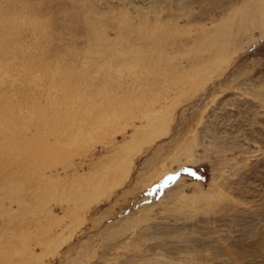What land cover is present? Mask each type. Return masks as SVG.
Instances as JSON below:
<instances>
[{
	"label": "rangeland",
	"instance_id": "374dc122",
	"mask_svg": "<svg viewBox=\"0 0 264 264\" xmlns=\"http://www.w3.org/2000/svg\"><path fill=\"white\" fill-rule=\"evenodd\" d=\"M249 1L0 0V264H264Z\"/></svg>",
	"mask_w": 264,
	"mask_h": 264
},
{
	"label": "bare ground",
	"instance_id": "6f19581e",
	"mask_svg": "<svg viewBox=\"0 0 264 264\" xmlns=\"http://www.w3.org/2000/svg\"><path fill=\"white\" fill-rule=\"evenodd\" d=\"M243 7V8H242ZM240 9H238V16L237 17H239V19H241V20H247V22L248 21H250V19H254L255 17H258V16H260L259 17V19H261V18H263L262 16L264 15V0H250L249 2H247L246 4H243V6H242ZM234 14H235V12H234ZM252 19V20H253ZM236 20V19H235ZM240 20V21H241ZM251 20V21H252ZM255 20V19H254ZM261 21H262V19H261ZM246 22V23H247ZM263 22H264V19H263ZM241 23V22H240ZM239 23V24H240ZM254 23V22H253ZM248 24V23H247ZM250 24H251V22H250ZM246 26V25H245ZM262 26V25H261ZM233 27V26H232ZM98 34V35H97ZM229 34V33H228ZM228 34H226V38L224 37V39H223V41L222 42H224L226 39H227V36H229ZM259 34H263V32H260ZM96 35L98 36V37H95L96 39H97V41L99 42V41H101L102 40V36L99 34V33H96ZM215 41H217V38H215ZM96 42V41H95ZM222 42H220V45H221V43ZM97 43V42H96ZM59 101V100H58ZM60 104V103H59ZM55 105V104H54ZM59 107H60V105H58ZM81 106V105H80ZM42 108H44V107H42ZM41 108V109H42ZM46 108H47V106H46ZM49 108V107H48ZM53 108V107H52ZM55 108H57V107H55ZM62 108V107H61ZM75 109H79V108H75ZM46 110V109H45ZM60 110V109H59ZM66 111V110H65ZM90 111V110H89ZM79 112L81 113V115H84V114H87V113H85V112H87L86 111V105L83 103L82 104V106L80 107V110H79ZM113 112V111H112ZM144 112V111H143ZM163 112V111H162ZM44 113V112H43ZM47 113H48V111H47ZM59 114V113H58ZM113 114V113H112ZM147 114V113H146ZM111 115V114H110ZM40 116V115H39ZM24 117V116H23ZM44 117V116H43ZM88 117V116H87ZM30 118V117H29ZM92 118V117H91ZM27 119V118H26ZM32 119V118H31ZM34 119V118H33ZM36 119V118H35ZM45 119V118H44ZM57 119V118H56ZM89 118H86V120H85V118H81V121H80V123H81V125H82V123H84V124H86V125H91V124H93L94 125V128L96 127V125H97V122L98 121H95L94 120V117H93V120L92 119H89ZM103 119V118H102ZM43 119H38V121H42ZM106 120V119H105ZM56 121V120H55ZM60 121H61V119H60ZM88 121L90 122H92V123H88ZM101 121V120H100ZM23 122H25V121H23ZM43 122H46V124H47V121H43ZM43 122H41L40 124H41V126H44V124L42 125V123ZM33 123H36L35 121L33 122ZM95 123V124H94ZM101 123H102V121H101ZM148 123V122H147ZM30 124V123H29ZM28 124V125H29ZM38 124V123H37ZM45 124V125H46ZM83 124V125H84ZM98 124H100V122L98 123ZM83 125L82 126H77V128H78V135L79 134H81V133H83V132H85V133H90L92 130H94V128L93 127H90L89 126V129H85V127H83ZM92 125V126H93ZM47 126H48V124H47ZM36 127H37V125H36ZM61 127V126H60ZM64 127V126H63ZM32 128V127H31ZM31 128H30V131H31ZM35 128V127H34ZM34 128H33V130H34ZM43 128V127H42ZM66 128H68V127H66ZM149 128V127H148ZM26 129V128H25ZM24 129V130H25ZM54 129V128H53ZM42 130V129H41ZM40 130V131H41ZM69 130V129H68ZM30 131H28V133L30 132ZM39 131V132H40ZM10 132V131H9ZM8 132V133H9ZM20 132V131H19ZM18 132V133H19ZM22 132V131H21ZM24 132V131H23ZM33 132V131H32ZM42 132V131H41ZM13 133V132H12ZM31 133V132H30ZM29 133V134H30ZM37 133V132H36ZM7 134V133H6ZM11 134V133H10ZM14 134V133H13ZM21 134V133H20ZM33 134V133H32ZM76 134V133H75ZM34 135V134H33ZM32 135V136H33ZM64 135V134H63ZM73 135V134H72ZM9 136V135H8ZM12 136V135H11ZM25 136V135H24ZM27 136V135H26ZM31 136V137H32ZM36 136V135H35ZM35 136H33V137H35ZM43 136V135H42ZM51 136H52V134H51ZM55 136V135H54ZM58 136H60L59 135V133H58ZM76 136V135H75ZM15 137V136H14ZM28 137V136H27ZM66 137V136H65ZM68 137V136H67ZM46 138V137H45ZM51 138V137H50ZM54 138V137H53ZM57 138V137H56ZM62 138V137H61ZM74 138V137H73ZM34 139H36V137L34 138ZM40 139V138H39ZM42 139H43V137H42ZM48 139V138H47ZM47 139H46V141H47ZM63 139V138H62ZM62 139H61V141H62ZM10 140V139H9ZM12 140V139H11ZM37 140H38V138H37ZM36 140V141H37ZM44 140V139H43ZM52 140V139H51ZM74 140V139H73ZM49 141V140H48ZM47 141V142H48ZM57 141V140H56ZM71 141V140H70ZM12 142V141H11ZM43 142V141H42ZM50 142V141H49ZM48 142V143H49ZM40 143V142H39ZM51 143V142H50ZM66 143V142H65ZM9 144V143H8ZM13 144V143H12ZM33 144V143H32ZM55 144V143H54ZM59 144H60V141H59ZM30 146V145H29ZM39 146V145H38ZM59 146H61V145H59ZM52 147V146H51ZM57 147V146H56ZM33 148V147H32ZM48 149H49V144H48ZM31 151V150H30ZM51 152H52V150H51ZM28 153H29V151H28ZM33 153V152H32ZM35 153V155H36V153L37 152H34ZM23 155V154H22ZM27 155V154H26ZM51 156V155H50ZM22 157V156H21ZM28 157V156H27ZM34 157V156H33ZM47 157V156H46ZM32 159V158H31ZM22 160V159H21ZM35 160V159H34ZM37 164V166H39L38 165V163H36ZM41 165V164H40ZM120 165V164H119ZM37 166H34L35 167V169H37L36 167ZM80 166V165H79ZM41 167V166H40ZM73 167V166H72ZM33 169V168H32ZM76 169V168H75ZM40 170V169H39ZM119 170V169H118ZM41 171H42V167H41ZM76 172H77V170H76ZM57 173L58 172H55V174L57 175ZM78 173V172H77ZM76 173V174H77ZM45 174V173H44ZM44 174H41V176L40 177H42ZM75 174V173H74ZM51 175V174H50ZM37 176V175H36ZM8 177H10V176H8ZM45 178L46 177H48V176H44ZM12 179V178H11ZM38 179V178H37ZM45 180V179H44ZM47 180V179H46ZM8 181V180H7ZM14 181V180H13ZM37 181V180H36ZM6 182V181H5ZM4 184V183H3ZM44 184V183H43ZM33 186V185H32ZM38 186H39V183H38ZM31 189H32V187H31ZM36 189H37V187H36ZM77 189V188H76ZM34 190H35V188H34ZM38 190V189H37ZM26 191V190H25ZM30 191V188H28L27 189V195L25 194V192H23L24 194L22 195V197L21 198H19V199H16V204L18 205V206H22V204H24V205H26L27 203H29L30 201H28L27 199L28 198H30V197H35L36 195H35V192H33V191H31V195H29L28 194V192ZM38 192V191H37ZM42 194H43V192H42ZM80 194V193H79ZM40 196V195H39ZM11 205H9L8 207H10ZM18 208V207H17ZM25 220V219H24ZM40 234V233H39ZM36 235H37V233H36ZM41 235V234H40ZM56 231H52L51 229H49V230H47V232L46 233H44V236H36L35 238H34V241H33V243H31L30 244V246H28L27 244L25 245V247H26V249L24 250L25 251V254H27V255H32V253H33V247L34 246H38V247H40L41 249H45V248H49L50 249V246L52 245V244H55L56 243ZM33 240V239H32ZM30 243V242H29ZM25 247H23V248H25ZM30 247V248H29ZM44 251V250H43ZM22 252V251H21ZM26 258V257H25ZM27 258H28V256H27ZM22 259H24V256H23V258ZM3 262V261H2Z\"/></svg>",
	"mask_w": 264,
	"mask_h": 264
}]
</instances>
